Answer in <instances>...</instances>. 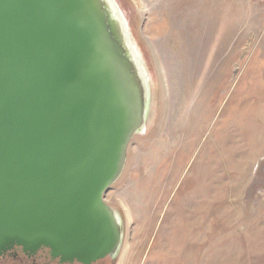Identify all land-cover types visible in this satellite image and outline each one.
Returning a JSON list of instances; mask_svg holds the SVG:
<instances>
[{
	"label": "rangeland",
	"instance_id": "374dc122",
	"mask_svg": "<svg viewBox=\"0 0 264 264\" xmlns=\"http://www.w3.org/2000/svg\"><path fill=\"white\" fill-rule=\"evenodd\" d=\"M114 2L151 106L105 196L124 226L111 264H264V5Z\"/></svg>",
	"mask_w": 264,
	"mask_h": 264
},
{
	"label": "water",
	"instance_id": "95a60500",
	"mask_svg": "<svg viewBox=\"0 0 264 264\" xmlns=\"http://www.w3.org/2000/svg\"><path fill=\"white\" fill-rule=\"evenodd\" d=\"M150 100L114 0H0V260H116L124 226L105 196Z\"/></svg>",
	"mask_w": 264,
	"mask_h": 264
},
{
	"label": "flooded vegetation",
	"instance_id": "af4514ba",
	"mask_svg": "<svg viewBox=\"0 0 264 264\" xmlns=\"http://www.w3.org/2000/svg\"><path fill=\"white\" fill-rule=\"evenodd\" d=\"M10 260L17 261L20 264H24L25 262L31 263V264H40L42 262L43 264H61L58 259L53 260L50 257V254L47 250H41L36 255L29 257L25 255L21 249L17 248L14 251L8 253L2 260H0V264H7ZM6 262V263H5ZM110 259H105L103 261H100L96 264H111ZM78 264V263H74Z\"/></svg>",
	"mask_w": 264,
	"mask_h": 264
},
{
	"label": "built area",
	"instance_id": "2783aa9c",
	"mask_svg": "<svg viewBox=\"0 0 264 264\" xmlns=\"http://www.w3.org/2000/svg\"><path fill=\"white\" fill-rule=\"evenodd\" d=\"M262 2V4L264 5V0H260Z\"/></svg>",
	"mask_w": 264,
	"mask_h": 264
}]
</instances>
